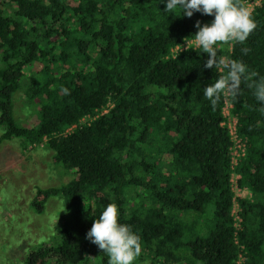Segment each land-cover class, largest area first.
Instances as JSON below:
<instances>
[{
    "label": "trees",
    "instance_id": "trees-1",
    "mask_svg": "<svg viewBox=\"0 0 264 264\" xmlns=\"http://www.w3.org/2000/svg\"><path fill=\"white\" fill-rule=\"evenodd\" d=\"M164 8L159 0H0L1 142L44 148L72 177L37 188L34 216L56 223L40 244L27 241L24 264H107L86 234L109 203L140 238L135 264H264V106L252 86L264 77V0L247 41L217 49L249 69L230 97L246 144L236 166L226 94L214 108L203 96L226 71L206 69L194 46L175 52L197 21L214 17ZM20 99L32 108L28 125L16 116Z\"/></svg>",
    "mask_w": 264,
    "mask_h": 264
},
{
    "label": "clouds",
    "instance_id": "clouds-1",
    "mask_svg": "<svg viewBox=\"0 0 264 264\" xmlns=\"http://www.w3.org/2000/svg\"><path fill=\"white\" fill-rule=\"evenodd\" d=\"M165 5V13L182 12V17L191 18L194 13L214 17L210 23L201 24L197 21V32L191 40V45L202 50L207 55L204 63L206 69L226 71L215 83L203 88V96L214 108L221 94L236 90L242 80L248 79L249 69L240 61L227 57H218L217 49L223 44L233 42L243 44L257 25L250 10L239 0H159ZM189 48V44H186ZM245 52L247 50H244ZM254 96L256 101L264 106V77L255 81ZM68 94L67 89L63 90ZM119 208L115 203H109L103 208L99 218L93 222L86 234V239L96 245L102 255L107 257V264H135L141 254L139 236L128 224L119 222Z\"/></svg>",
    "mask_w": 264,
    "mask_h": 264
},
{
    "label": "rangeland",
    "instance_id": "rangeland-1",
    "mask_svg": "<svg viewBox=\"0 0 264 264\" xmlns=\"http://www.w3.org/2000/svg\"><path fill=\"white\" fill-rule=\"evenodd\" d=\"M31 115L32 108L25 100L17 101L16 116L23 124L34 120ZM1 137L0 130V264H24L27 241L40 244L48 232L47 226L56 223V218L51 221L47 217L34 216L31 205L37 188L58 187L69 183L72 177L54 164L51 154L44 148L24 151L19 141L3 143ZM247 196L252 199L251 194ZM13 201L16 206L11 209ZM59 205L58 200H53L48 208L53 212ZM12 215L19 219L13 222ZM141 262L139 264H153L145 258Z\"/></svg>",
    "mask_w": 264,
    "mask_h": 264
},
{
    "label": "built area",
    "instance_id": "built-area-1",
    "mask_svg": "<svg viewBox=\"0 0 264 264\" xmlns=\"http://www.w3.org/2000/svg\"><path fill=\"white\" fill-rule=\"evenodd\" d=\"M262 0H249L248 3V9L250 10L251 13L254 12V10L261 5ZM189 44V47H191V43H187ZM180 49L186 50L187 45H184L183 47H178L175 52L179 51ZM181 50V51H183ZM231 92L226 93V99H225V107H224V111H223V116L225 119V122L223 124V126L227 127L230 131V134L232 136V140L235 144L234 146V150L232 153L233 156V165L236 166L239 163V160L241 159V157H243L246 153V144L244 141H242L238 136V118L233 114L232 110L234 109V106L231 102ZM241 179L240 176L235 175L233 182H234V189L235 192L237 194L238 197H242L243 196V191L239 188V180ZM235 211H234V215H237L238 211H239V206L236 205L235 207ZM237 220H239V218L236 217Z\"/></svg>",
    "mask_w": 264,
    "mask_h": 264
}]
</instances>
